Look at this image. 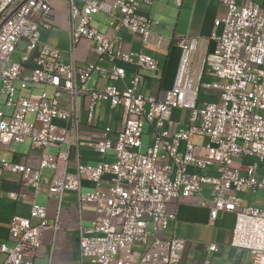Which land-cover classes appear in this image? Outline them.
Returning <instances> with one entry per match:
<instances>
[{
	"label": "built area",
	"instance_id": "obj_1",
	"mask_svg": "<svg viewBox=\"0 0 264 264\" xmlns=\"http://www.w3.org/2000/svg\"><path fill=\"white\" fill-rule=\"evenodd\" d=\"M56 1L0 0V95L11 109L9 116L0 119V146L30 140L41 150L36 168L0 156V173L19 176L34 197L40 171L49 168L56 173L58 162L66 160L64 154L54 157L46 149L67 143L72 128L78 127V99L84 100L88 125L94 121L97 105L107 102L122 110V127L114 141L111 129L104 128L94 136L93 147L101 157L113 152L114 162L101 161L94 167L78 164L74 176L54 177L49 186L58 197L75 192L79 204L94 208L90 227H78L81 262L179 264L187 241L163 235L176 219L169 207L208 187L210 199L201 206L209 210V222L219 213L233 214L229 246L247 251L251 264H264V15L260 6L219 0L226 13L214 21L220 33L210 36L213 49L185 59L172 87L154 97L142 92L140 73L157 74L158 61L142 51L123 52L115 45L118 38L90 25L93 16L105 14L112 32L123 29L136 36L141 47L163 49L169 40L155 33V22L147 15L152 0H63L70 54L80 41H89L98 61L110 64L109 70L65 63L58 47L41 42L40 29L53 27ZM172 40L185 56L197 50L189 38ZM15 50L21 56L12 63ZM118 63L135 69L123 88L118 84L126 70ZM94 73L110 83L102 90L88 89ZM204 75L214 81L203 82ZM43 87L51 88L52 95L43 90L35 94ZM22 91H28V96H22ZM173 111L188 112L187 123L175 131ZM144 125L149 142L142 151ZM194 138L203 143L193 144ZM84 181L95 189L81 193ZM102 184L105 191L97 189ZM245 191L260 192L263 207L244 205L239 194ZM46 230L54 234L59 230V207L49 222L46 209L32 201L27 218L11 219L8 239L14 245H0V264H34ZM207 251L216 253L218 247L210 244Z\"/></svg>",
	"mask_w": 264,
	"mask_h": 264
},
{
	"label": "crops",
	"instance_id": "obj_2",
	"mask_svg": "<svg viewBox=\"0 0 264 264\" xmlns=\"http://www.w3.org/2000/svg\"><path fill=\"white\" fill-rule=\"evenodd\" d=\"M152 1L153 5L146 9L147 15L155 22V33L161 34L169 40L163 49L157 50L152 47H141L138 38L126 30L119 29L112 32L109 28L110 18L105 14H98L93 17L97 18L100 15L105 17L107 20L106 26H102L97 19L94 22L93 17L90 25L99 33H109L118 38V42L115 45L120 47L123 52L142 51L158 61L157 74L150 72L140 73L143 77L141 84L142 92L156 97L172 87L178 67L185 62V59H191L201 51L210 52L213 49L214 43L210 41V36L214 32L217 34L220 33L219 28H214V21L225 16L226 8L219 0ZM237 1L239 4H246L248 2L256 3L260 6L264 15V0ZM65 7V33L67 42L65 55L58 48L61 51L63 62L69 63L72 61L78 67L94 64L102 69L109 70L111 68L110 64L104 61H98L97 56L92 51L93 45L89 41H80L74 54H70L67 40V10ZM98 27H103L105 31L100 32ZM54 28L55 26L51 30L46 31H52ZM179 37L191 39L193 44H196L197 50L185 56L175 44V40H172L173 38ZM118 65L126 70L125 79L118 84L120 88H123L129 85L135 69L131 65L122 63H118ZM205 79L213 78L204 75L203 81ZM90 82L92 83L91 87H89ZM109 83V81L94 73L88 81L87 87L90 90H102ZM209 96L215 97L212 93H209ZM8 110L9 112L7 113ZM77 110L78 127L72 128L68 142L60 147H49L46 149V152L54 157L60 153L64 154L66 160L58 162L56 173L49 168H44L40 171L39 187L34 197L32 196L31 188L24 185L19 176L0 173V245L5 244L7 247H13V242L8 239L10 221L13 217L27 218L32 201L46 209L49 222L53 221L57 207H59V230L55 234L50 230H46L43 233L42 246L38 254V258H43L44 254L49 253V264H73V262L84 264L85 261L89 264H94L90 259H84L81 262L77 252L78 227H84V223H90L91 225L94 218L93 206L79 204L78 195L75 192H64L61 197H58L55 193L50 192L49 186L54 177H60L63 174L74 176L78 164L94 167L101 161L109 164L113 163V152H109L104 157H101L95 151L93 147L95 142L94 136L104 128L109 127L111 129L110 138L114 141L122 127V110L119 108H111L107 102L97 105L94 113V121L91 125L87 124L84 100L82 98L78 99ZM182 112L184 111H173L171 115L172 131L183 128L187 123L188 117L185 123L182 122ZM10 114L11 109L4 105L0 111V119L3 115L9 116ZM58 125L61 127L64 126L61 122ZM27 142L29 143V147L21 151V153L10 151V146H20ZM0 156H4L8 161L28 164L36 168L40 160L41 150L33 147L30 140H26L21 144L11 143L8 146H0ZM94 189L95 187L91 183L84 181L80 187V192L88 193ZM97 189L105 191L107 187L105 184H102ZM8 194H16L19 198L16 200L11 199L8 197ZM256 194L254 193L252 195ZM208 199H210L209 189L208 187H203L199 195H195L177 204H172L169 207L171 211L175 212L176 219L169 224L168 230L163 235L165 237L175 236L187 241L186 251L179 264H204L206 262L210 264H251L252 257L247 251L237 250L229 246L235 221L234 215L219 213L217 219L213 223H210L209 210L201 206L202 201ZM258 202L260 200L257 201L252 198L247 200L248 205L257 204ZM243 204L245 205V200H243ZM216 226L221 227L219 230L220 235L217 234L218 244L216 242H206L205 239L208 237L210 229ZM210 244L218 247L216 253H208L207 246Z\"/></svg>",
	"mask_w": 264,
	"mask_h": 264
},
{
	"label": "rangeland",
	"instance_id": "obj_3",
	"mask_svg": "<svg viewBox=\"0 0 264 264\" xmlns=\"http://www.w3.org/2000/svg\"><path fill=\"white\" fill-rule=\"evenodd\" d=\"M65 4L63 0H57L54 3V20H53V26H55V28L52 31H46L43 29H40V35H41V42L43 44L46 45H50V46H55L58 47L63 54L65 55L66 51H67V42H66V14H65V10H64ZM66 8V7H65ZM100 21V23L102 24V26H106L107 24V20L105 17H103L102 15L96 17H93V20L95 22V20ZM95 25V24H94ZM98 30L100 32H104L105 30L103 29V27H98ZM21 56V52L19 50H15L11 56H10V62H18L19 58ZM94 78V77H93ZM214 81V79H205L203 82H211ZM91 82L89 83V87H91ZM1 87V84H0ZM45 91L49 96L52 95V90L49 87H43V88H38L35 91V94L40 93L41 91ZM29 94L28 91H23L21 92V95L24 97H27ZM80 102V101H79ZM6 103V97L4 95L0 96V111L3 109L4 105ZM9 112V110L7 111V113ZM181 119L182 122L185 123L187 117H188V113L187 112H182L181 113ZM28 121H32V117L28 116ZM144 131V136L142 138V151H145L147 146H148V142H149V136L146 135L147 132V126L144 125L143 128ZM192 143L195 145H201L203 143L202 139H198V138H194L192 140ZM29 147V143L27 142L26 144L23 145H12L10 146V151L11 152H19L21 153V151H23L24 149ZM239 196L245 200V205H248L247 200H250L251 198L254 200L256 199L257 201L260 200V202H258L257 204H249L252 206H256V207H263V203H262V194L260 192H257L256 195H252L251 193H247L245 191V193H240ZM254 202V201H253ZM84 227H90V223H84ZM221 227L216 226L215 228H211L209 231V235L208 237H206L205 241L206 242H216L218 244V237L217 234H219V230ZM218 229V230H215ZM216 233V234H215ZM38 258V257H37ZM36 258V259H37ZM35 264H49V253L44 254L43 258H38L35 261ZM73 264H77L75 262H73ZM84 264H89L87 261H85Z\"/></svg>",
	"mask_w": 264,
	"mask_h": 264
}]
</instances>
